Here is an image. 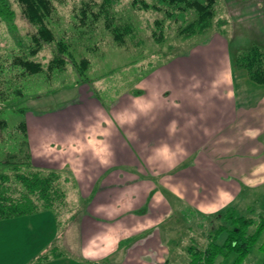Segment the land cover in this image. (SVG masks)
<instances>
[{
	"label": "crops",
	"instance_id": "1",
	"mask_svg": "<svg viewBox=\"0 0 264 264\" xmlns=\"http://www.w3.org/2000/svg\"><path fill=\"white\" fill-rule=\"evenodd\" d=\"M232 35L213 32L153 65L106 106L80 82L58 108L26 115L31 167L60 173L75 206L61 215L63 233L75 230L70 245L50 244L69 256L61 264H175L168 248L177 242L175 225L191 233L194 216L210 225L227 207H257L264 85L236 67L234 54L247 47L237 39L233 54ZM48 212L14 220L48 229ZM187 248L182 264H189Z\"/></svg>",
	"mask_w": 264,
	"mask_h": 264
},
{
	"label": "rangeland",
	"instance_id": "2",
	"mask_svg": "<svg viewBox=\"0 0 264 264\" xmlns=\"http://www.w3.org/2000/svg\"><path fill=\"white\" fill-rule=\"evenodd\" d=\"M132 1L112 0L106 11L102 12H98L100 8L97 6L102 5L103 0L53 1L54 9L48 26L55 41L52 44H43L41 50L31 56V37L35 34V28L25 20L16 1L9 0L15 16L11 22L0 18V118L5 123V127L0 128V162L14 157L10 160L18 166L22 160L17 154L21 152L24 136L17 127L28 113L35 115L58 108L66 101L64 99L71 96L77 85L82 83L73 63H79L81 60L88 62L83 78L89 80L96 97L106 106L110 99L147 74L153 65L173 59L188 46L202 42L213 32L227 33L229 36L233 34L230 39L233 54L237 39L247 49L253 45H260L259 47L264 49V0H217L213 27L194 37H184L181 34V30L196 17L191 10L176 12L169 8L173 14L168 17L163 12L151 9L139 10L133 7ZM146 2L151 3L149 0ZM85 4L91 5L90 11L99 15L98 20L93 21V16L88 11L84 24H81V10ZM155 21H161V24L157 25ZM107 23L110 24V29L106 27ZM113 27L124 33L123 44L114 40L111 32ZM126 27L129 32H125ZM152 32L156 33L158 39L162 37L159 42H155ZM59 42L64 43L67 48L60 54L65 65L62 69L49 71V63L59 54ZM236 55L237 53L234 58ZM16 58L40 64L43 72L32 76L26 74L14 63ZM21 171L24 172V168ZM67 184L65 183L67 207L57 210L59 217L53 215L52 211L48 212V229L44 226L41 230L37 227L33 231L26 227L25 220L20 218H17V221L14 218L0 220V264H43L47 259L61 264L69 257L65 252L50 246H69L68 236L75 231L72 227L68 233H63L68 222L61 221V215H65L62 212L67 210L66 213L70 214L75 209L73 202L67 201L70 189ZM247 195L249 194L245 193L241 202ZM263 197L264 194L259 193L257 200ZM242 207L243 205L239 211ZM194 217L191 218L190 224L195 227L193 232L187 231L185 223L174 227L178 232L177 242L174 245L170 243L168 248L177 256L175 264H182L183 250L189 245L195 244L204 248L208 234L213 231L210 230L209 221L197 223ZM37 221L40 222L41 219ZM210 222L217 223L218 220L210 218ZM38 233L39 241L35 240ZM174 234L172 233V237L176 236ZM59 235H63L60 241L57 240ZM61 242L63 244H60ZM75 245L76 243L74 247ZM42 247L44 250L48 247V252L43 250V253H39ZM259 253L260 251L254 250L243 264H264V255ZM231 258L228 257L222 263H230ZM61 260L63 261L60 263Z\"/></svg>",
	"mask_w": 264,
	"mask_h": 264
},
{
	"label": "trees",
	"instance_id": "3",
	"mask_svg": "<svg viewBox=\"0 0 264 264\" xmlns=\"http://www.w3.org/2000/svg\"><path fill=\"white\" fill-rule=\"evenodd\" d=\"M21 8V13L25 20L35 28V34L31 41L33 47L30 50L31 56L38 53L43 44H52L55 39L51 29L48 26V20L53 12V1L60 0H15ZM133 0V7L147 11L163 12L170 17L173 12H194L195 19L187 24L181 34L194 37L201 35L204 31L213 27L215 18V7L217 0ZM248 1V0H241ZM112 0H103L98 12L106 11ZM96 6V4H95ZM91 10L90 4H85L81 10L80 21L84 24L87 18V12ZM93 21L98 20V14L90 11ZM14 12L11 9L9 0H0V18L3 21L11 22L14 18ZM155 24H161V21H155ZM110 29V24L107 23ZM129 32V28H127ZM114 40L118 44H123V34L118 28L111 30ZM155 42H159L155 32H152ZM58 44L59 54L55 56L48 65V70L62 69L65 65L60 54L66 51V45L62 42ZM18 64L28 75H37L43 72L40 64L30 60L17 59L14 62ZM237 68L243 69L249 75V78L257 84L264 85V49L258 45H253L246 50H241L235 58ZM77 69L82 83L90 87L89 80L83 78L87 70L88 62L81 60L79 63H73ZM5 123L0 118V128H4ZM19 132L24 136V142L17 155L21 156V161L15 165L10 159L0 162V220L11 219L21 216H28L37 213L40 210L57 211L67 207L65 181L58 172H42L33 169L30 165L28 152L25 145V121L18 125ZM15 155V156H17ZM20 160V159H19ZM24 168V172L21 169ZM64 182L63 184L61 182ZM19 187V188H18ZM257 209L249 206L244 209V213L238 209L227 207L221 213L216 214L220 218L218 222H210L208 241L204 248L195 244L189 245L187 253L189 264H223L228 257L231 258V264H243L246 258L254 251L258 250L264 255V197L256 199ZM261 202V204H260ZM245 214V215H244ZM212 224V227H211ZM228 262V261H227Z\"/></svg>",
	"mask_w": 264,
	"mask_h": 264
}]
</instances>
